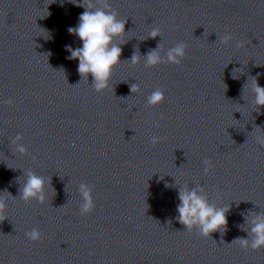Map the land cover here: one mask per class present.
I'll list each match as a JSON object with an SVG mask.
<instances>
[{
    "label": "clouds",
    "instance_id": "9594fccd",
    "mask_svg": "<svg viewBox=\"0 0 264 264\" xmlns=\"http://www.w3.org/2000/svg\"><path fill=\"white\" fill-rule=\"evenodd\" d=\"M80 6L85 10L79 15L78 25L69 27L68 32L82 41V47L73 49L71 46H67V51L70 52L68 58L79 61L77 71L81 76V80H88L89 75H91V87L96 92H102L109 88L113 69L122 63L120 59L122 55L121 45L126 43L123 37L126 33L125 25L127 20L118 18V13L111 8L109 0H82ZM158 36L161 37L160 29L153 28L149 37L155 39ZM219 39L222 44L227 45L233 40V36L228 33ZM117 40H119V43H116ZM242 46H244L242 41L236 42V47ZM161 47L162 44H158L155 49L148 51L143 57L146 67H155L162 63L179 65L185 58L187 45L184 42H179L169 48L166 53V59H163L160 55ZM140 58L141 55L137 49L132 54L130 62L135 65ZM248 87L254 94L253 104L259 111L261 107H264V87L259 85L257 78L254 76L244 85V88ZM130 88L132 93L139 91L137 83L132 84ZM164 99V90L158 88L147 96V105L156 106L162 103ZM5 103L11 105L12 101L7 100ZM161 139V137L153 135L150 142L155 146ZM22 140L23 136L20 134H17L12 140V144L16 146L15 151L21 155L27 153V149L20 143ZM257 141L259 144L264 145V136L257 137ZM203 164V173L207 175L212 163L209 159H205ZM24 176L26 178L23 183H21L19 178L17 180L20 184L18 197L24 202L36 200L38 203L43 204L45 201V178L30 169L24 172ZM78 191L82 198V203L79 207L80 214L87 215L95 208L92 196L93 187L86 183H81ZM203 191L202 186L178 188L179 204L176 208L178 213L176 219L189 232L195 229L201 236L211 237L212 233L219 231L221 237H223L227 225L226 214L229 208L217 207L210 203L206 195H201ZM3 193L7 194L8 197L16 198L7 191ZM4 194L0 195V220H4L8 206ZM249 215L252 216L250 220L248 215L245 216V221L249 224L246 229L248 238H237L233 242L255 251L264 248V213H249ZM25 236L30 241L35 242L40 239L41 234L37 228H32L25 233Z\"/></svg>",
    "mask_w": 264,
    "mask_h": 264
}]
</instances>
